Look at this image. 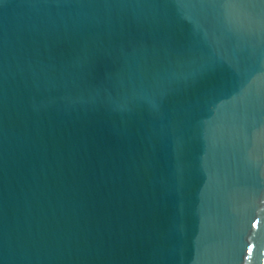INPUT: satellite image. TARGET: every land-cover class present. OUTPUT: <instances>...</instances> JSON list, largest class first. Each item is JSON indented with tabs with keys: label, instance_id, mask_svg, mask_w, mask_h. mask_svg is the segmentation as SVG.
<instances>
[{
	"label": "water",
	"instance_id": "water-1",
	"mask_svg": "<svg viewBox=\"0 0 264 264\" xmlns=\"http://www.w3.org/2000/svg\"><path fill=\"white\" fill-rule=\"evenodd\" d=\"M0 264H264V0H0Z\"/></svg>",
	"mask_w": 264,
	"mask_h": 264
}]
</instances>
